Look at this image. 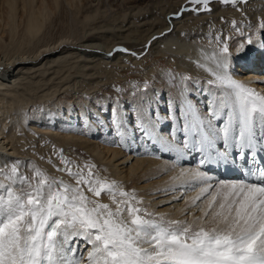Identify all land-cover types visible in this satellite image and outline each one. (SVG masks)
Listing matches in <instances>:
<instances>
[{
  "label": "snow or ice",
  "instance_id": "obj_1",
  "mask_svg": "<svg viewBox=\"0 0 264 264\" xmlns=\"http://www.w3.org/2000/svg\"><path fill=\"white\" fill-rule=\"evenodd\" d=\"M211 2L189 0L195 12H211ZM218 2L239 10L247 0ZM244 47L240 44L239 50ZM221 54L215 69H205L213 77L209 84L218 89L207 115L191 102L181 110L182 148L173 143L174 133L170 140L158 134V120L141 123L139 131L153 144L159 142L181 155L184 150L201 153L200 168L227 162L235 152L251 165L245 179L220 182L211 199L201 200L214 187L210 178L200 168L182 169L173 180L181 181L182 187L199 188L189 206L199 207L201 201L207 207L192 220L172 219L149 211L134 191L101 177L95 164L80 165L61 155L63 167L56 170L74 181L69 183L35 166L32 178L23 176L13 163L0 172L8 181L0 182V264H264V94L229 73L227 44ZM113 124L117 146L123 145L125 132L115 115ZM187 176L194 179L185 181ZM102 195L110 203L101 202Z\"/></svg>",
  "mask_w": 264,
  "mask_h": 264
},
{
  "label": "rangeland",
  "instance_id": "obj_2",
  "mask_svg": "<svg viewBox=\"0 0 264 264\" xmlns=\"http://www.w3.org/2000/svg\"><path fill=\"white\" fill-rule=\"evenodd\" d=\"M9 1H12V3H7ZM31 1L32 0H29L30 3L27 4L26 0H14V2L13 0H0V51L2 54H5L7 50L6 55H11L8 53L13 52L14 49L16 50L15 53H18L19 51H28L27 53L35 52L37 47L46 43L49 45L56 43L59 39H66L68 42L72 40V42L75 41V43L80 44H85L89 39L98 45H105L104 47L108 48L118 37L115 35L121 34L126 36L128 41L136 44L134 50L138 53V56H136L138 61L136 65L131 61L128 62L129 64H121V62L118 63V61H116V65L114 63H106L104 60L99 61V58H90L94 62L90 63L87 62L89 60H86L88 58H84L83 53L74 50V52H72L73 54H69V58L66 57L65 59H61L55 63L54 66L52 64V68H56L55 70L57 73L43 67L42 70H40L41 77L37 78L40 80L39 83L36 85L32 84V86L28 88V90H31L32 92L26 90L21 94V97L23 98L20 101V104L18 106L13 104L15 107L22 108L23 113L26 116V120H20L21 125H18L13 141L16 153L20 158L17 160L19 173L23 176L32 178L33 166H35L50 177L74 183V181H71L66 174L56 170L57 167H63V165L60 164V157L62 155L80 165H83L85 162L95 164L97 169H99L101 177H106L110 181H116L122 185L126 191H134L137 197L143 200V206L157 215L166 216L172 219L187 218L188 220L201 216V208H206V203L197 201L199 207H193L194 209L192 212L191 207L189 206L191 201L199 195L198 187L195 190L188 187V189H178L165 192V187L168 182L160 180L163 177L168 176L171 173L172 168L177 166L175 160H172V158L171 160L162 158L160 161H166L165 163H168L170 166L161 170L159 169L158 173L148 174L145 177L141 176L142 167L138 168L139 170L137 174L129 172L128 170L131 168L135 159L139 157H147L135 156L140 151H143V147L139 145L140 140L137 139L136 136L134 137L135 147L128 144H125L124 147H122V145L117 146L118 136L117 129L113 127L114 124L111 125L110 120L107 119L108 124L105 125L103 128L104 130L101 131L99 130V127L100 125L102 126V124L94 115V111H98L100 113L102 112L103 116L108 118L112 116L110 109H112L111 107L113 104L116 102H122L125 104L126 99L129 98L135 97L134 99L136 100L139 98L142 104L144 103L143 98L145 93L151 95L156 94L157 102L160 100L162 107L163 105L166 106L168 94L165 91L170 90L171 88L177 90L181 79L184 80V84H186L187 87L191 90H195L193 93H196L194 94L196 96L194 98L193 96H190V98L193 99L197 109L204 115H207V105L209 104L210 95H204V93L201 92V88L205 89L204 85L206 83L201 76L199 64L196 61L191 60L188 65L190 69H180L181 67L177 65L174 58L171 59V57L163 55L161 52H153L154 47L157 45H154L151 50L148 48L146 49V47L141 44L145 41L148 31H151L152 23H155L159 28L164 27V16L169 13L176 15L178 11L186 5L185 2L187 0H55V5L52 0ZM15 2L18 3V5L13 6V4H16ZM254 2L250 3L247 1V3L239 4V10H237L236 7L219 4V6H212L211 12L203 15L196 14L195 11H190V9L194 7L191 5V8L186 11V13H183L179 19L177 18L179 22H177V28L174 30V34L178 39L188 40L194 45L202 46V48H216V50L219 51L218 54L220 57L222 56L221 49L227 44L229 47L228 62H234L235 58L232 57V52L237 50V47H239L240 44L243 43L244 45H250L247 43L249 38L252 40L254 37L262 36V33H264V30L260 28V24L264 22V2ZM10 5L12 6L11 9L9 8ZM23 5H25L26 8H23ZM17 6L19 8H17ZM12 8H14V11ZM32 9H34L33 13H37L41 10V23H43V25L40 24L42 28L39 27L36 31L37 35L29 36L24 32V23L27 16L26 13L28 14ZM44 9L48 11L50 16ZM14 19L15 21H13ZM8 20L12 21L10 22ZM147 22L150 24L148 25ZM233 22H235V27H233ZM13 26L16 29L13 28ZM102 30L107 31L108 35H100V38H98L97 35L88 34L91 31L100 33ZM117 31L119 33H117ZM10 34L12 35L10 36ZM15 35L18 36L16 37ZM26 35H28L30 41H28L29 39H27L28 37ZM21 37L23 39L26 37V39L22 40ZM32 37L35 43L32 41ZM217 37H219V40H217ZM35 38L39 39L35 40ZM24 41L26 42V45L24 44ZM34 45H36V47ZM263 48L264 45L262 44L261 49ZM261 49L259 51H261ZM252 50H250L251 55H249V57L238 60L243 62V65L249 70H252V68L249 67L250 63L256 55L258 56L257 49ZM66 61L71 65H68ZM72 61L75 62L73 63ZM73 64L75 66H72ZM120 64L121 66H119ZM238 64H236L235 68L238 66L241 67V65ZM101 65L103 67H101ZM150 71H153V74ZM235 71V69H232V73L238 75ZM50 73H53L54 75ZM184 77H188V79H184ZM197 84L200 85V88L196 87ZM210 86L209 89L213 92V95L218 94V89L212 85ZM19 91L21 92V89H19ZM172 97L175 98L174 95H172ZM195 101L197 102L195 103ZM79 108L86 110V115H80ZM59 110L61 113L66 114L67 110L73 111L74 115H70L69 120L72 119L73 121L75 119L74 122L79 130L76 133H72L74 136L70 137L68 133H63V138L52 139L50 134L49 137H47L39 132L31 130V126H45L49 129L57 127L58 122H60L58 116ZM143 110H145L144 107ZM153 110L154 107L150 106L148 108L151 119L154 115ZM163 111V114L169 116L168 111L165 109ZM50 113L55 116L48 119V114ZM127 118L129 122H133V115L128 114ZM44 122H49L50 125H46ZM63 122L67 121L63 120ZM217 123L219 125V122ZM67 124L69 123L67 122ZM60 127L61 125L58 127L59 131ZM137 129L138 128L135 130ZM180 137L182 136L180 135ZM97 142L100 144V147L96 145ZM219 144L221 145V143ZM219 144L218 146L220 147ZM143 145L147 149L149 148L152 150L153 148L152 144L148 142H144ZM106 148L111 151L115 150L121 152V155L117 156V158L118 160L128 162L125 167V172L120 174L112 168V163L116 162H109L112 158L111 153L105 152V154L99 155V152L105 151ZM188 153H190L189 150L187 151V154ZM191 154L193 155V152ZM153 155L155 154L153 153ZM196 157H198L199 162V159L202 157L201 153L197 152V155L193 156L194 162H196ZM189 158L190 157L187 159L188 161H190ZM231 158L233 157H230L226 163H229ZM49 161H51V163H49ZM198 162L196 165L200 168ZM233 162H235V159ZM211 165L216 166L217 164L211 163L210 166ZM122 166L120 168H122ZM188 166L193 167L192 164H189ZM211 169H214V167H209L208 164L200 168L201 171H205L210 178L209 182L214 186L212 189H209V192L206 193L201 200L211 199V194L214 193L215 186L220 182L240 181V179L231 178L217 179L214 175V171L211 172ZM8 170L9 169L2 172H7ZM235 170L236 168L232 169L233 172H235ZM0 180L2 183H8V181L2 180L1 178ZM151 195H154L153 198H157L158 195H165V197L160 196L156 200L148 202L146 198L151 197ZM174 195L177 197L174 202L168 201L158 203V205L156 204L157 200L164 201L171 199ZM99 199L101 202L110 203L106 196L102 195ZM179 207L184 213H187L186 216L181 210H179Z\"/></svg>",
  "mask_w": 264,
  "mask_h": 264
},
{
  "label": "bare ground",
  "instance_id": "obj_3",
  "mask_svg": "<svg viewBox=\"0 0 264 264\" xmlns=\"http://www.w3.org/2000/svg\"><path fill=\"white\" fill-rule=\"evenodd\" d=\"M56 1L52 0L53 3ZM247 1L250 3L254 2V1H263L264 2V0H247ZM13 2H14V0H13ZM21 2H23V1H21ZM26 2H27V4L30 3L29 0L28 1L26 0ZM34 2H35V0H34ZM7 3L10 4V3H12V1H9ZM185 3H186V5H184L181 8V10L178 11V13L176 15L169 13V14L164 16V20H163V23L165 24L164 27L159 28L155 25V23L151 22L152 23L151 31L150 32L148 31L145 41L142 42L141 44L144 47H146V49L147 48L151 49V48H153L154 45H157L156 47H154L153 52H156V53L161 52L163 55H167V56L171 57V59L174 58L177 65L179 67H181L180 69H183V70H186V68H189L188 65L190 64L191 60L196 61L199 64L201 76L205 80V83H206L204 85L205 89L201 88V90H202L201 92L204 93V95L205 94L210 95V98H209V102H210L213 99V92H211L209 89L211 87L209 84V81L212 80L213 77L205 69L206 68L215 69L217 60L222 58V56L221 57L219 56V54H218L219 51L216 50V48L215 49L208 48V47L202 48V46H200V45H194L191 42H189L188 40H180L176 37V35L174 34V30H176V28H177L176 25H177V22H179L178 19H179V17H181V15L183 13H186V11H182V9H185V8L190 9L191 8V4L189 3V0H187ZM254 3H256V2H254ZM20 4H22V3H20ZM41 4H42V2H41ZM219 4L220 3L218 2V0H212V2L210 3V8L212 6H219ZM11 5L9 6L10 9L12 7ZM15 5H18V3L13 4V6H15ZM54 5H55V3H54ZM220 5H222V4H220ZM24 7H25V5H23V8ZM38 7H39V5H38ZM195 7L199 8L201 6L196 5ZM17 8H19V7L17 6ZM12 9L14 11V8H12ZM29 9H31V8H29ZM191 9H190V11H192ZM33 10L34 9L30 10V12L28 14L26 13L27 16H26L25 23H24V32L27 33L29 36L37 35L36 31L39 29V27L42 28V26H40V24L43 25V23H41L42 7H41V10L38 11L37 13L36 12L33 13ZM35 10H38V9H35ZM45 11H47V10H45ZM47 13H48V11H47ZM205 13H209V12H205V11L196 12V14H202V15ZM7 14L10 15L9 13H7ZM12 14H13V12H12ZM23 15H25V14H23ZM48 15H49V13H48ZM14 18H16V17H14ZM87 18H89V17H87ZM93 18H92V20L94 21ZM11 19H12V16H11ZM44 19H43V22H44ZM8 21L11 22L12 20H8ZM13 21H15V19ZM149 24L150 23H148V25ZM13 25H14V22H13ZM13 28H15V27L13 26ZM129 28H130V26H129ZM5 31H7V30H5ZM93 31H91L88 34L89 35H97L98 38H100V35L101 36H107L108 35L107 31H105V30H102V32H100V33L93 32ZM117 33H119V32L117 31ZM11 35L12 34H10V36ZM28 35H26V36L28 37ZM115 36H118V37L111 43V46H109L108 48L104 47L105 45L104 46L98 45L97 43H94L92 40H89L86 37L88 39L87 40L88 42L86 41L85 44L75 43V41L72 42V40L68 42L66 39H59V41H57L56 43H52L50 45L46 43L44 45L37 47V50L35 51L36 53L34 51L31 53H27L28 51H19L18 53H15L16 50L14 49V51H13L14 53L11 52V53H8L11 55H6L7 50H6V52L4 50L5 54L4 53L2 54L0 51V172L5 171L7 169H10L11 165L13 163H18L17 160L20 159L18 157V154L16 153V148H15L13 141L15 138L16 129L18 128V125L20 124V120L21 121H24V119L26 120V116L24 115L22 108L15 107L14 105L18 106L20 104V101L23 98V97H21V94L24 93L26 90H28V88L30 86H32V84L36 85L39 83L40 80L37 78L41 77L40 76V72H41L40 70H42V68L45 67L48 70L54 71V73H55L56 68L53 69L52 64L54 66L55 63H57L61 59H65L66 57L69 58V54H73L72 52H74V50L78 51L80 53H83L84 58H88L86 60H89L87 62H90V63H94L93 60L90 58H99L98 59L99 61L104 60L106 63H111V64L112 63L116 64L115 63L116 61H118V63L121 62V64L122 63L125 64V63H128L131 61L133 64L136 65V63L138 61L136 59V56H138V53L135 52V50H134L135 49L134 46L136 44L134 42L128 41L126 36H123L121 34L115 35ZM153 37H155L156 39H153ZM11 38H13V37H11ZM24 38L26 39V37H24ZM25 39L22 38V40H25ZM27 39H29V37ZM31 39L33 41V37ZM36 39L38 40L39 38H35V40ZM107 40H109V39H107ZM28 41H30V39ZM28 41H27V43H28ZM252 41H253V43L250 45H245V47L242 51H240L239 47H237L238 49L232 52V57L235 58L234 59L235 63L234 62H228V71L233 76V78L236 79L238 82H241V83L253 88L255 91L264 94V48L261 49V45L262 44L264 45V33H262V36L254 37L252 39ZM24 44L26 45V42ZM29 44H30V42H29ZM34 46L36 47V45H34ZM20 47H21V45H20ZM117 48H126L129 50V52L128 53L116 52L115 50ZM156 48H158V49H156ZM0 49H1V47H0ZM252 49L253 50L257 49L258 56L256 55L254 57L253 61L251 63L249 62L250 63L249 67L252 68V70L250 69L251 70L250 71L248 68L245 67V65H243L244 64L243 62L238 61V60L244 59L245 57H249V55H251L250 50H252ZM260 49H261V51H259ZM157 50H160V51H157ZM132 52H135L137 55L136 56L131 55L130 53H132ZM109 53H113V55L110 56ZM62 62H63V60H62ZM72 62H70V63H72ZM67 63H68V65H71V64H69V62H67ZM238 63L241 65V67L238 66L237 68H235L236 64H238ZM121 64L119 66H121ZM72 66H75V65L73 64ZM101 67H103V66L101 65ZM101 69H103V68H101ZM232 69H235L236 70L235 72H237L238 75H236L235 73H232ZM48 72H50V71H48ZM150 72H152V74H153V71H150ZM50 74H53V73H50ZM65 75H66V73H65ZM46 84H48V83H46ZM196 87L200 88V85L197 84ZM19 89H21V92L19 91ZM161 90H164V89H161ZM28 91H31V90H28ZM158 91H160V90H158ZM165 92L168 94L167 95L168 101H167V105L166 106L163 105V107H162V103L160 102V100L157 102L156 94L151 95L149 93H145L144 98H143L144 103H142V104H141V101L139 100V98L137 100L134 99L135 97L129 98V99H126L125 104H123L122 102H116L115 104L112 103L113 106L111 107L112 109H110L112 112V116H110L108 118L106 116H103L102 112L100 113L98 111H94V115L102 124V126L100 125V127H99L100 129L99 128H96V129H99L101 131L104 130L103 129L104 126L108 124L107 119L110 120L111 125L113 124L114 115L119 119V122L121 124V131L125 132L124 144L122 145V147H124L125 144L133 145L135 147L136 146L134 143V137L135 136L137 137V139L140 140L139 145H141V147H143V151H140L135 156H138V157L139 156H147V157H139V158L135 159L131 168H129V170H128L129 172L137 174L138 170H139L138 168L142 167L141 176L145 177L148 174H156L159 172V169L161 170V169L166 168L167 166H170L168 163H165L166 161L165 162L160 161L162 158L170 159V160L172 158V160L176 161L177 166L173 165L174 167L172 168L171 173L168 176L163 177L160 180V181H167L168 182L167 186L165 187V192L166 191L170 192V191L178 190V189H188V187L186 188V187L181 186V181H179V180L174 181L173 178L178 177L182 169L185 171L191 172V171L199 168L196 165L198 162V157L195 158L196 162H194V160L191 159V156L197 155V152L189 150L190 153L187 154L188 150L187 151L184 150L186 154L181 155L180 153H178L175 150L166 149L159 142L153 144L148 139L146 141V137L144 135H142V132H139L137 130H139V126L141 125V123H149V122L154 123L155 121L158 120L159 123L156 124L158 134L161 135L163 137V139L170 140V139H172V134L174 133L176 139H175V141H173V143L182 148L181 142L184 139V135L182 132V125L184 123V120L181 116V110L183 109L186 102H191L194 106L196 105V104H194L193 99L190 98V96H193V98H194L196 96L194 94H196V93H193V92H195L194 89L191 90L189 87L186 86V84H184L183 79L180 80V83L178 85L177 90H174V88H171L170 90H166ZM127 93H129V92H127ZM129 94H131V93H129ZM172 95H174L175 98H173ZM114 101H116V100H114ZM196 102L197 101H195V103ZM9 105H13V106H9ZM150 106L154 107V110H153L154 115H153L152 119L150 118V115H149L150 112L148 111V108ZM143 107L145 108V110H143ZM164 109L169 112V116H166L165 114H163ZM79 112H80L79 113L80 115H86V110H84L82 108H79ZM51 113L48 114L49 115L48 119H50V117L55 116L54 114H51ZM58 113H59L58 116L60 118V122H58L57 127H54V129H49L45 126H43V127L31 126V130H33L35 132H39V133H41L47 137H49V134H50L52 136L51 137L52 139L63 138V133H68L70 135V137L74 136V135H72V133H76L79 130L77 129L76 123L74 122L75 119L73 121H72V119L69 120V118H70L69 116L74 115L73 111L67 110L68 115L66 113H61L60 110L58 111ZM128 114L133 115V117H134V119L132 118L133 122L128 121V118H127ZM63 120H66L69 124H67V122H63ZM44 123H46V122H44ZM46 125H50V123L47 122ZM59 125H61V127H60L61 132L58 130ZM113 127L116 128L115 124ZM135 127L138 129L135 130L136 129ZM180 135L182 137H180ZM144 142H148V143L152 144V147H153L152 150L149 148L148 149L145 148L143 145ZM118 143H119V137L117 140V145H118ZM96 145L99 146L100 144L97 142ZM122 147H120V148H122ZM218 148H221V150H222V142H221L220 147L218 146ZM105 152H109L112 154V158L110 159L109 162L110 163L116 162V163H112L113 164L112 168L115 169L116 172L122 174L123 172L126 171L125 167H126V164L128 162L118 160V158H117V156L121 155L120 151H115V150L111 151L110 149L106 148L105 151H100L99 155H103V154H105ZM192 152L194 155L191 154ZM153 153L155 155H153ZM188 157H190L189 158L190 161L187 160ZM232 157L233 158H231V160H230L231 163L230 162L226 163V165L223 167L222 170L224 172H226V170L230 171L233 168H236L235 171L239 172L240 169L241 170L246 169V168H248V166H251V165H249L247 163H243L241 160H239L238 155L235 152L233 153ZM234 159H235V162H233ZM184 162H186V163H184ZM189 164L190 165L192 164L193 167H189L188 166ZM198 165H199V162H198ZM121 166H122V168H120ZM180 166H182V167H180ZM208 166H210V164H208ZM216 166H218V165H216ZM5 167H6V169H5ZM218 171L220 172L219 166H218ZM203 172H205V171H203ZM232 173H233V171H232ZM237 175H238V177H240L239 174H237ZM183 179L185 181H190V180H193L194 177L187 176ZM160 196L161 195H158L157 198H159ZM153 197H154V195H151V197L146 198V199L148 200V202L157 199V198H153ZM161 197H165V195H163ZM176 199H177V197H176V195H174V197L171 199H167L164 201L163 200L162 201L157 200L156 204L158 205V203H164V202H168V201L174 202V200H176ZM185 209H186V207H185ZM193 209L194 208L191 207V212ZM179 210H181L180 207H179ZM181 211H182V213H184L183 210H181ZM158 212L161 213L160 211H158ZM85 252H86V250H85Z\"/></svg>",
  "mask_w": 264,
  "mask_h": 264
}]
</instances>
